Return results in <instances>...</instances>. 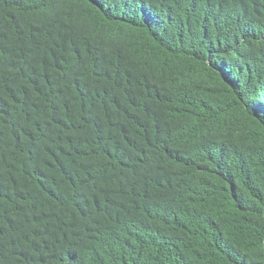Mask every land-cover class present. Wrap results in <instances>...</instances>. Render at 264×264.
<instances>
[{"label":"trees","instance_id":"1","mask_svg":"<svg viewBox=\"0 0 264 264\" xmlns=\"http://www.w3.org/2000/svg\"><path fill=\"white\" fill-rule=\"evenodd\" d=\"M0 264H264V0H0Z\"/></svg>","mask_w":264,"mask_h":264}]
</instances>
